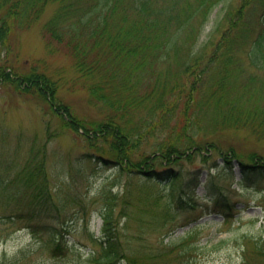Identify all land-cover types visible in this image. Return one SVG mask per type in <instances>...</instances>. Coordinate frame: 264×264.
Masks as SVG:
<instances>
[{
    "label": "trees",
    "instance_id": "obj_1",
    "mask_svg": "<svg viewBox=\"0 0 264 264\" xmlns=\"http://www.w3.org/2000/svg\"><path fill=\"white\" fill-rule=\"evenodd\" d=\"M221 1L0 0V78L20 92L37 93L46 111L56 113L63 126L85 139V156L121 174L141 177L142 209L152 215L138 217L140 231L150 219L160 221L163 227L179 214H185L183 225L195 223L181 240H169L165 245L168 251L181 249L177 252L182 264L194 261L189 255L194 249L189 238L194 235V225H203L198 222L200 217L217 212L226 221L228 214L237 212L236 202L222 185L214 179L207 182L208 171L201 181L203 168L184 173V161L196 155L209 158L201 149L210 146L228 164L227 168L220 166L214 159L215 178H232L234 159L239 166L236 182L245 189L251 187L253 178L264 177L262 155L251 151L247 157L252 160H245L234 146L222 150L216 140L228 130H246L264 140V0L231 1L208 38L198 44L212 9ZM48 5L54 9L42 24L46 44L50 51L57 46L69 55L76 81L86 91L89 103L98 108L99 118L87 121L75 116L56 94L57 82L45 72L31 69L17 74L1 58L11 31L38 21ZM79 128L82 131L78 132ZM46 134L55 136L49 129ZM93 136L95 142L90 139ZM32 141L23 169L10 179L0 178V220L33 221L40 214L45 216L46 204H52L43 158L35 160L44 154L45 143L38 148ZM199 184L209 193L205 201L194 190ZM11 186L22 188L23 196L17 198ZM128 194L126 187L123 199L127 204ZM112 197L114 194L106 197L100 212L101 234H90L98 249L89 251L88 264H142L155 258V252H143L139 247L141 252L135 251L127 235L122 236ZM14 201H25L27 208L12 211ZM119 212L129 216L124 206ZM29 225L35 226L32 231L37 233L50 229L46 223ZM242 238V264H253V254L264 261V238ZM46 246H50L51 258L65 255L64 248H70L63 233L56 230L44 237L42 247ZM34 252L24 246L11 253L3 251L0 264H35Z\"/></svg>",
    "mask_w": 264,
    "mask_h": 264
},
{
    "label": "rangeland",
    "instance_id": "obj_2",
    "mask_svg": "<svg viewBox=\"0 0 264 264\" xmlns=\"http://www.w3.org/2000/svg\"><path fill=\"white\" fill-rule=\"evenodd\" d=\"M231 1L235 4L238 2L222 0L213 8L198 38V44L208 38L209 32ZM53 9V5H48L38 21L27 28H16L11 31L8 44L1 52V58L17 74L24 75L31 69L45 72L57 82L56 94L70 106L75 116L83 117L87 121L99 118L101 114L98 108L89 103L86 91L76 81L77 72L69 55L62 49H57V46L50 51L46 44L42 24ZM3 79L0 78V178L10 179L23 169V165L30 157L28 149L32 140H35L38 148L45 143L44 154H38L35 160L43 158L47 192L52 204H46L48 212L45 216L40 214L33 221L0 220V254L3 251L11 253L24 246L35 249L33 254L35 264H88L89 251L98 249L90 234L91 232L94 236L101 234L100 212L107 203L106 197L111 198V194H114L110 202L114 203L116 220L119 221L117 228L122 236L127 235L131 241L130 245L137 252H155V258L145 259L142 264H182L177 252L181 249L168 251L165 245L169 240L171 242L181 240L185 230L195 223L183 225L181 220L185 214H179L175 220L168 221L163 227L160 221L150 219L151 222L143 225L140 231L138 217L148 219L152 215L150 210L142 209L144 201H141L139 193V186L143 183L141 177L131 173L121 174L113 167L89 159L82 153L88 148L85 139L68 126H63L56 113L46 111V106L39 100L37 93L20 92L9 82H3ZM47 128L54 132L55 136L47 137ZM80 131L81 128L78 129V132ZM95 138L93 136L90 139L95 142ZM216 140L222 150H226L230 145L234 146L242 159L252 160L247 157L251 151H256L258 155L264 157V140H257L246 130L223 131L218 134ZM201 150L202 155L206 158L208 153L209 158L203 159L196 155L193 159L184 161L183 172L202 167L204 171L199 174V179L204 181L209 172L211 175L207 182L211 184L213 179L218 181L230 199L237 202L236 207L239 211L232 215L228 214L226 221H222L221 215L213 212L198 219L203 225H194L192 231L194 235L189 238L190 245L194 246L189 253L194 259L191 264H242L243 256L240 249V245L244 244L242 235L264 238V177L258 175L253 178L250 188L239 186L235 182L239 177V166L234 161L231 172L233 179H217L213 174L214 159L220 166L226 165L227 168L228 164L223 162L221 155L212 147L207 146ZM193 152L194 150L191 151ZM155 185L159 190L160 187ZM126 187L129 189L126 199L130 202L128 204L123 199ZM194 190L203 201L209 198V193H205L201 184L194 187ZM11 191L17 198L23 196L22 188L11 186ZM25 203L14 201L11 210L18 212L20 208L26 209ZM122 206L128 210V217L119 212ZM127 218L129 220L126 224ZM29 222L46 223L50 229L37 233L38 230L32 231L35 226L30 227ZM53 230L63 233V238L70 246L64 248L65 255L59 258H51L50 246L42 247L44 237ZM139 234L143 236L138 237ZM186 258L187 255H184V261ZM251 261L253 264H264V261L254 254Z\"/></svg>",
    "mask_w": 264,
    "mask_h": 264
}]
</instances>
